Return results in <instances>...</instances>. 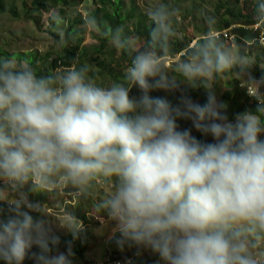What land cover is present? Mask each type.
Wrapping results in <instances>:
<instances>
[{
  "label": "rangeland",
  "instance_id": "1",
  "mask_svg": "<svg viewBox=\"0 0 264 264\" xmlns=\"http://www.w3.org/2000/svg\"><path fill=\"white\" fill-rule=\"evenodd\" d=\"M23 1L28 4L30 0H4L6 11L0 12V53L10 57L12 67H26L24 61L14 59L16 54L36 57L37 66L47 56L54 58L60 44L53 34L60 29L63 34L77 15L84 21L76 26L83 33L82 44H98L101 34L89 18L97 7L93 0H83L80 5L65 8L57 31L53 29L51 12L33 19L23 16ZM233 1H236L234 6ZM121 5L124 15L134 8L133 19L125 24L129 30L134 29L138 19L146 26L153 20L159 22L158 29L162 32L169 30L181 38L186 35L200 37L204 29L209 37L216 31L215 23L228 19L229 11L236 13L237 9L247 14L255 7L264 24V0H121ZM10 7L16 9L18 16L10 14ZM233 24L237 22H232L229 27H234ZM143 42L130 38L133 49ZM235 42L226 43L219 57H211L210 67L228 73L235 65L253 64V55L239 58L242 46L237 48ZM107 45L116 49L115 57L118 58L120 50L116 39L108 41ZM3 59L0 55V61ZM260 68H264V64H260ZM142 69L158 79L162 93L160 109L145 106L141 97L124 90V82L115 86L116 83L108 77L93 79L85 76L84 90L73 69L59 68L54 72L59 86L48 91L43 99L60 102L59 117H62L63 110H69L76 121L79 110L84 107L127 99L143 123L142 134L124 164L107 163L101 168L99 161L83 159V165L78 167V157L72 155L68 158L70 162H63L64 159L56 162L59 167L52 182L47 181L52 155L23 153L26 157L35 156L41 165L42 187L33 181L29 184L25 180L29 170L18 163L11 171L0 169V241L7 235L12 247L0 256L1 260H12L17 251L32 245L67 238L75 228L91 233L82 260L73 249L61 248L45 259L31 257L30 264H100L110 253L122 259L124 264H264V220L261 219L264 199L253 197V200H247L251 195L249 178L256 174V170L264 173V164L243 168L233 179L232 183H237L241 192L237 204L233 199L234 190H230L226 183L217 188L210 187L211 181L220 173L215 158V140L209 138L210 146L203 156L192 148L203 123H208L214 133H234L246 144L264 141V122L251 115L223 122L221 110L227 105L221 95L228 89L229 77L221 75L213 91V72L210 73L198 59L190 60L185 66L180 57L172 60L149 57ZM93 70L95 73L96 69ZM133 73L134 80L139 70ZM242 81L246 83L247 79ZM198 88L202 96L191 100ZM202 98L206 103L198 112ZM62 101L67 103L65 109ZM16 105L22 112L23 108ZM23 121L27 124L30 119ZM56 121L49 127L51 138ZM7 124L14 129L11 120ZM9 134L8 144L15 138L13 132ZM2 136L0 133V138ZM25 159L22 161L26 162ZM30 167L34 174L35 169ZM140 171L146 181L138 180ZM243 171L247 180L241 177ZM50 186L53 188L43 190ZM14 189L20 196V206L29 203L31 207H39L37 216L28 210L14 211ZM76 214L85 215L89 223L84 225ZM5 227H9L8 233L4 232ZM12 264L24 262L21 259Z\"/></svg>",
  "mask_w": 264,
  "mask_h": 264
},
{
  "label": "trees",
  "instance_id": "2",
  "mask_svg": "<svg viewBox=\"0 0 264 264\" xmlns=\"http://www.w3.org/2000/svg\"><path fill=\"white\" fill-rule=\"evenodd\" d=\"M82 2L83 0H30L27 4L23 1L22 12L23 16L29 19L51 12L53 29L57 31L60 29V18L63 16L65 8L80 5ZM93 2L97 7L91 12L89 18L94 28L101 34L98 38V44L89 46L82 44L83 33L76 29V26L84 24V21H81L80 16L77 15L63 30V34H60L61 29L53 34L55 40L60 44L59 50L54 58L45 57L39 66L35 64L36 57L16 54L13 58L17 61H24L26 67L15 68L9 64L10 57L0 53L4 57L0 61V88L6 87L10 93L14 94L19 107L23 108L22 112L19 111L20 108H17L16 123L12 130L7 124L8 121L10 122L7 110L0 102V133L3 134L0 138V169L11 171L18 163L27 171L29 170L25 180L31 184V165L26 160V162L22 161L24 158L18 152L17 147L25 155L36 156L46 153L52 155L53 161L49 165L51 171L47 178L48 182L54 181L53 177L59 167L56 162L63 159V162H70L68 158L72 155L78 157L76 158L78 167L83 165L81 161L83 159L90 162L99 161L101 168H104L107 163L122 165L127 161L130 149L142 134L143 128V123L127 99L102 106L84 107L77 114L78 126L72 127L73 120H63L62 126L55 129L52 138L49 136V127L56 120L57 112L51 107V100H43V97L48 91L59 86L54 75V72L59 68L73 69L79 80L82 81L84 90H86L85 76L93 79L108 77L116 83L115 86L124 82V90H128L135 97H141L145 106L160 109L162 107V93L158 79L148 75L142 69L143 63L149 57L154 59L163 57L172 60L182 53L180 59L185 66L190 60L198 59L206 66L207 70H210V73L213 72L212 76L215 81L213 91H215L221 75L229 77L227 80L228 89L221 95L224 104L227 105L221 110L223 122L229 123L245 115L260 117L264 122V108L258 107L246 97L244 82L242 81L247 79L249 82L257 77H264V68H260V64H264V50L257 43L254 42L246 49L242 46V41L237 39L235 42L237 48L242 46L239 49V58H247L253 55L255 62L253 64H240V66L235 65L228 73L219 72L215 71L214 67H210L209 61L213 56L219 57L226 43L223 39L207 38V29H204L203 34L199 35L200 37L186 35L181 38L169 30L166 32L159 30L158 21L151 20L150 25L146 26L141 19H138L134 23V29L129 30L125 24L126 21L133 19V7L124 15L121 0H93ZM232 3L233 6L236 5V1ZM8 10L10 14L15 17L18 16L14 7H10ZM55 10L56 12L52 14ZM5 11L4 0H0V12ZM228 15V19H221L215 23L216 31L228 28L232 22H237L241 26H248L257 23L262 18L261 13L255 7L247 14H244L242 9H237L236 13L229 11ZM262 27L264 29L263 23ZM237 33L241 39L250 41L257 32L240 27L237 29ZM114 38L120 50L118 58L115 57L116 49L114 47L109 48L107 45L108 41ZM130 38L142 39L144 42L137 49H133ZM193 40H196L195 46L189 48V44ZM94 68L96 69L95 73H93ZM125 70L129 72L126 73ZM137 70L139 73L133 80V72ZM100 87L97 86L96 88ZM63 94L68 95L66 91ZM200 96H202V91L198 88V91L190 99L195 100ZM205 103L206 99L202 98L198 112H201ZM66 106L67 103L62 101V107L65 109ZM33 114H35V118ZM25 118L30 119L27 124L23 123ZM38 130H42V133L37 134ZM12 132L15 134V138L8 144L7 139L10 137L9 133ZM28 135L31 138H27ZM209 138H213L216 143L215 158L220 172L211 181L210 187L217 188L218 185L226 183L230 190H234L233 199L239 204L241 192L237 189L238 184L232 183V181L243 168L249 169L252 165L264 164V141L245 144L242 137H237L234 133H214L208 128V123H203L195 135L192 145L193 150L198 155L203 156L207 152L210 146ZM135 160L137 161V158ZM255 172L256 174L251 178L248 175L249 193L256 199L260 197L264 199V173H258V170ZM139 174L138 180L146 181L141 171ZM241 174L242 179L247 180L245 172L243 171ZM13 195L16 200L13 204L15 212L20 209L28 210L37 216L36 207H31L29 203L19 205L20 196L16 193V189H14ZM26 204L30 205L28 209ZM76 217L82 220L84 225L89 223L85 215L76 214ZM261 219L264 220V213L261 215ZM4 232L8 233L9 227H5ZM15 234L16 232L13 233V235ZM90 238L91 233L86 229L74 228L67 238L61 237L49 241L45 245H32L25 250L17 251L12 260L0 259V264H12V262L21 259H23L24 264H30L31 257L40 256L45 259L51 254L57 253L61 248L63 250L73 249V253L82 260L90 243ZM8 239L10 238L6 235L0 241L1 257L12 249Z\"/></svg>",
  "mask_w": 264,
  "mask_h": 264
},
{
  "label": "built area",
  "instance_id": "3",
  "mask_svg": "<svg viewBox=\"0 0 264 264\" xmlns=\"http://www.w3.org/2000/svg\"><path fill=\"white\" fill-rule=\"evenodd\" d=\"M233 26L234 27H228V28L223 29L221 31H214L207 38L216 39V40L223 39L225 41V43H234L237 39H240L242 41V46L245 47L246 49L255 42L260 46V48L262 50H264V29L262 27V20H259L257 23H255L253 25H248V26L242 25L241 26L238 24H233ZM240 27L245 29V30L257 32L256 36L253 37L250 41L241 39L237 33V29ZM195 42H196V40H193L189 44V48H193L195 46ZM181 55H182V53L178 54L176 56V58H179ZM167 59L170 60L169 58H167ZM243 85L245 87L246 97L249 98L258 107L264 108V77H257L252 81L244 83ZM0 102L6 108L7 113L9 115V118H10L11 123H12L11 125L14 127V125L16 123L15 114L17 112V107H16V103H15L16 101H15L14 94L10 93L6 87L0 88ZM51 107H53L57 113L59 111H61V105H60L59 101L56 103L54 101L52 103V99H51ZM71 114L72 113L69 110H65V111L63 110L62 117H59V115L57 114V118H56L57 121H56V124L54 125V129L62 126L63 120H66V119L73 120ZM23 123L26 124L25 121H23ZM78 125H79V123L73 120L72 127H76ZM36 133L41 134L42 130H38ZM17 150L19 153H21V156L23 158H26L25 160L35 169L34 174L32 173L33 183H38L39 186L42 187L43 186L42 185V183H43V171L41 169V165L37 163L35 156L26 157L25 155H23V153L19 147H17ZM35 180L37 182H35ZM49 188H53V186H50V187L45 188L43 190H48ZM247 200H253V195H248ZM29 207H30V205L26 204V208H29ZM35 211L36 212L39 211V207H36ZM110 254L111 255H106L102 259L100 264H124L122 259L117 257L115 254H112V253H110Z\"/></svg>",
  "mask_w": 264,
  "mask_h": 264
}]
</instances>
